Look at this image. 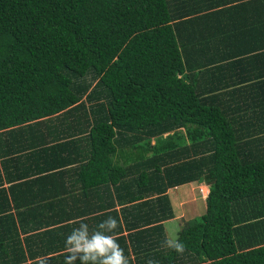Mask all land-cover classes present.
Instances as JSON below:
<instances>
[{
	"label": "trees",
	"instance_id": "16d2710c",
	"mask_svg": "<svg viewBox=\"0 0 264 264\" xmlns=\"http://www.w3.org/2000/svg\"><path fill=\"white\" fill-rule=\"evenodd\" d=\"M31 128L48 132L44 201L2 187ZM0 158L11 261L64 264L73 229L112 216L128 264H264V0H0ZM72 174L76 199L50 198ZM198 181L203 212L180 222L177 253L167 189ZM58 202L83 210L54 219Z\"/></svg>",
	"mask_w": 264,
	"mask_h": 264
},
{
	"label": "crops",
	"instance_id": "0c3cea01",
	"mask_svg": "<svg viewBox=\"0 0 264 264\" xmlns=\"http://www.w3.org/2000/svg\"><path fill=\"white\" fill-rule=\"evenodd\" d=\"M209 54H213V55L215 54L216 56H218V54H220V53H212V51H211L206 55H209ZM47 123L50 124L49 121ZM44 134H48V132L42 131L41 129H38V128L27 129L26 134L23 133L24 142H25V140H27V144L30 143V144H33V146L27 150H22L21 152H18L19 158L11 159V158H9V156H11V154H8V156H5V158H4L3 166H4V174H5L6 179L3 180V177L1 174V179L3 180L2 181V187L8 189V187L11 185V187L14 188L13 190H15V191H13V193H15V197H17L21 201H25V200L44 201L46 194L48 195V194H50V192H52V188L49 186V184L45 185V183L48 180H45L41 177V175L47 171V167L52 163L49 160V156H51V153H49L47 150H44L43 145L41 144L42 140L44 139V136H43ZM12 142H13L12 146L15 147V146L21 145L23 140H22V137H21V139H18V140H16V138H15ZM9 146H11V145H9ZM6 148H11V147H6ZM5 150H7V149H5ZM13 155H15V154H12V157H15ZM0 159H2V158H0ZM74 165H76V164H73L71 167H73ZM66 167H68V166H66ZM66 169H68V168H66ZM40 171H42V172H40ZM73 175L74 174H72L71 176L63 175V176H60L59 179L55 180L54 192L56 194H59V195H54V197L51 195L49 197L55 199V201H60V200L61 201H66V200L70 201L71 199H76V197H74L73 194L65 193L66 189H69L70 187L73 188V185H71V182L75 178ZM10 182H12L13 184H11ZM186 185H188V190L186 192V198L181 199V198H179V194L175 193L176 197H177L176 208H173V206H172L173 211H174V216L171 219L165 220L163 222V224L166 221L174 220V219H177L179 222L183 223L184 221L191 219L190 218L191 215L199 213V202L202 201V203H203V200H204V198L207 194V191H208L207 186L202 181L192 182V183H188ZM180 186H176V187H172L170 189H167V193L169 194V192L171 190H177V188ZM201 188H204V191H206L205 195H203V196H202V192L199 191V189H201ZM80 197H82V196H80ZM85 198H88V200H90V199L98 198V196L96 195V193H92V194H89L88 197H85ZM60 202L57 203L55 209L54 208L52 209L55 213L54 219L59 218V216L76 214V213L80 212L81 210H83L82 209L83 206H81V207H78V205L69 206L68 203H63L62 204L63 206H60V204H61ZM36 206L37 205H35V209H31L29 211V213H27L30 215L36 214L35 222H32L30 220V215L27 216V219L30 222L35 223V225H37L38 228L36 227L33 229H35L36 231H41L44 228H43V226H42V228H39L41 226H38V225H40L43 222V218H42L43 213H42V211H40L41 209L40 210L37 209ZM87 206H91V204H89ZM195 206H197V209H195ZM84 208H86V207H84ZM188 208L192 209V213L186 212V209H188ZM24 209H26V208H24ZM20 211H22V210H20ZM10 212L13 214L14 213L13 209H11ZM46 213H49V212H46ZM76 215H78V214H76ZM52 216H53V214H52ZM70 219L68 220V223H72L73 221H78V219L75 218V216H72ZM37 229H40V230H37ZM1 230H3V231L6 230V227H4L2 229L0 228V231ZM29 230L32 231V229H29ZM164 230H165V228H164ZM165 232H166V230H165ZM26 235H32V233L27 232ZM24 236H25L24 233L20 234L21 238H23ZM166 236H167L168 242L172 241V240H170V237H168L167 233H166ZM55 242H56L54 244L55 246H58V247L61 246V242H58V241H55ZM22 243H23V241H22ZM27 246L30 247L32 252H37L38 251V240L37 239H31V238L28 239ZM22 247H24V245ZM7 261L9 262V264H30V263H33L36 261H38V262L41 261V263L43 262L40 257H36L34 259L33 258L32 259L26 258L25 261H23V260L11 261V259H9L6 256H0V264H4Z\"/></svg>",
	"mask_w": 264,
	"mask_h": 264
},
{
	"label": "clouds",
	"instance_id": "9594fccd",
	"mask_svg": "<svg viewBox=\"0 0 264 264\" xmlns=\"http://www.w3.org/2000/svg\"><path fill=\"white\" fill-rule=\"evenodd\" d=\"M119 227L116 217L109 216L102 221L97 230L89 232L88 225L81 222L80 227L73 229L65 240V247L68 255L64 264H128L123 249L116 242L112 235ZM168 247L173 248L177 253H183L184 245L179 242H166ZM148 264H155L149 260Z\"/></svg>",
	"mask_w": 264,
	"mask_h": 264
},
{
	"label": "rangeland",
	"instance_id": "374dc122",
	"mask_svg": "<svg viewBox=\"0 0 264 264\" xmlns=\"http://www.w3.org/2000/svg\"><path fill=\"white\" fill-rule=\"evenodd\" d=\"M188 190V185L184 184L181 185L180 187L177 188V190H171L169 192V198L170 202L173 206V208H176V202H177V197L175 193L179 194V198L183 199L186 198V192ZM200 192H202V196L205 195L206 191H204V188L199 189ZM201 194V193H200ZM195 209H197V206H195ZM186 212L192 213V209L188 208L186 209ZM203 212V203L202 201L199 202V213L189 215L190 218L196 217V219L199 217V215ZM180 222L177 219L174 220H169L164 223V228L166 230V233L168 237H170V240L175 239V232L179 228Z\"/></svg>",
	"mask_w": 264,
	"mask_h": 264
}]
</instances>
